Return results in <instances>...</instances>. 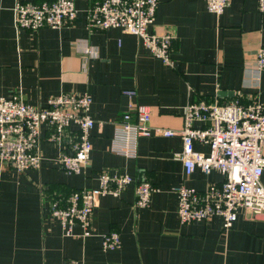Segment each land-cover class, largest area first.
<instances>
[{"label": "crops", "instance_id": "crops-1", "mask_svg": "<svg viewBox=\"0 0 264 264\" xmlns=\"http://www.w3.org/2000/svg\"><path fill=\"white\" fill-rule=\"evenodd\" d=\"M17 1L41 0H0V97L20 93L27 103L44 106L60 93L87 94L94 125L89 163L79 174L59 168L60 148L45 141L39 143L37 170L20 174L0 163V264H264V211L239 209L228 229L219 216L179 221L174 188L203 191L222 179L217 170L185 175L175 157L182 150L179 136L140 137L134 153L125 152L129 141H114L134 104L149 109L151 129L172 131L182 129L190 101L238 99L264 106V71L255 64L264 47L258 0H230L220 15L207 11L206 0H158L148 32L172 34L173 66L151 55L134 35L88 29L85 14L95 0H73L78 11L73 23L33 32L15 28ZM125 90L136 96H124ZM194 149L209 151L200 143ZM101 173L129 175L132 182L117 195L94 194L90 236L78 224L64 235L42 190L63 185L95 192ZM141 181L153 188L146 208L134 206ZM111 230L119 233L121 246L104 250L102 236Z\"/></svg>", "mask_w": 264, "mask_h": 264}, {"label": "built area", "instance_id": "built-area-1", "mask_svg": "<svg viewBox=\"0 0 264 264\" xmlns=\"http://www.w3.org/2000/svg\"><path fill=\"white\" fill-rule=\"evenodd\" d=\"M230 0H206V9L220 15ZM158 0H95L85 14L88 29L106 31L120 29L134 35L149 53L163 64L173 66V36L148 32L154 21ZM257 9L264 16V0H258ZM78 11L73 0H41L19 2L13 6L14 26L18 30L37 31L60 28L73 23ZM255 64L264 71V47L256 52ZM123 95L136 96V91L125 90ZM91 98L87 94L60 93L47 99L44 106L27 103L20 93L0 97V163L17 173L37 170L41 155L39 143L45 141L60 148L56 158L59 168L69 174H79L89 163L91 130L94 125L89 109ZM150 111L140 104L130 105L116 127L118 138L130 142L125 152L134 153V143L140 137L152 134L166 137L179 136L182 150L175 157L183 164L185 175L195 169L208 174L217 170L222 179L205 190L180 185L174 188L177 216L181 223L206 221L219 216L224 229H228L239 209L253 213L264 211V106L254 102L244 104L238 99L227 103L218 101H190L184 108L183 127L179 131L151 129ZM195 122L206 125L194 127ZM44 136V137H43ZM209 147L208 153L198 152L194 144ZM132 182L129 175H98L97 191L79 189L65 199L48 203V213L55 218L64 235H70L75 224L90 236V216L94 208L95 193H120ZM153 192L151 184L141 181L135 188V207L146 208ZM117 231L102 236L104 250L120 248ZM77 264V263H72Z\"/></svg>", "mask_w": 264, "mask_h": 264}, {"label": "trees", "instance_id": "trees-1", "mask_svg": "<svg viewBox=\"0 0 264 264\" xmlns=\"http://www.w3.org/2000/svg\"><path fill=\"white\" fill-rule=\"evenodd\" d=\"M76 190L69 189L63 185H51L42 190V194L48 203H51L57 199H65L70 193ZM47 203V204H48Z\"/></svg>", "mask_w": 264, "mask_h": 264}, {"label": "water", "instance_id": "water-1", "mask_svg": "<svg viewBox=\"0 0 264 264\" xmlns=\"http://www.w3.org/2000/svg\"><path fill=\"white\" fill-rule=\"evenodd\" d=\"M231 93H225V92H220L219 94H218V96H225V95H230Z\"/></svg>", "mask_w": 264, "mask_h": 264}]
</instances>
